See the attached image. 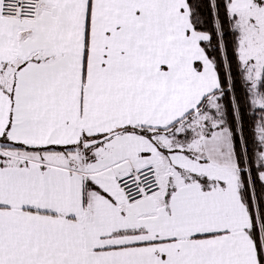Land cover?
Masks as SVG:
<instances>
[{
    "label": "snow or ice",
    "instance_id": "snow-or-ice-1",
    "mask_svg": "<svg viewBox=\"0 0 264 264\" xmlns=\"http://www.w3.org/2000/svg\"><path fill=\"white\" fill-rule=\"evenodd\" d=\"M0 264H264V0H0Z\"/></svg>",
    "mask_w": 264,
    "mask_h": 264
}]
</instances>
